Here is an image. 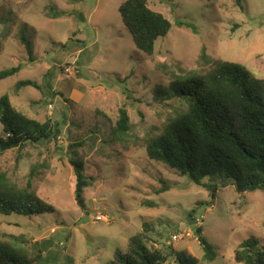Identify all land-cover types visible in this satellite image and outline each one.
<instances>
[{
	"label": "rangeland",
	"instance_id": "374dc122",
	"mask_svg": "<svg viewBox=\"0 0 264 264\" xmlns=\"http://www.w3.org/2000/svg\"><path fill=\"white\" fill-rule=\"evenodd\" d=\"M76 1L84 5L83 14L91 11L81 22L48 17L49 8L66 12L74 0H0V72L24 66L0 80V97L9 94L28 117L51 120L62 131L57 140L0 155V171L20 186L36 166L34 189L55 209L32 218L0 215V238H52L72 264H106L147 225L149 246L209 264L200 229L217 253L210 264H238L234 253L245 239L256 236L264 243V193L238 194L228 185L212 200L205 189L151 160L143 141L186 111L187 99L158 91L170 93L173 82L202 71L203 51L211 60L242 64L264 79V0H151L150 8L172 24L151 56L136 48L123 23L119 8L126 0ZM26 80L45 89L17 92L15 85ZM123 107L134 133L127 143H115L111 128ZM72 145L93 178L84 194L85 211L75 200L67 154ZM165 264L176 262L170 258Z\"/></svg>",
	"mask_w": 264,
	"mask_h": 264
},
{
	"label": "trees",
	"instance_id": "16d2710c",
	"mask_svg": "<svg viewBox=\"0 0 264 264\" xmlns=\"http://www.w3.org/2000/svg\"><path fill=\"white\" fill-rule=\"evenodd\" d=\"M150 1L126 0L119 8L136 48L149 56L153 55L156 42L167 37L172 27L164 15L150 8ZM84 8L81 2L74 0L73 8L66 12L49 8L48 17L73 16L81 22L91 13L86 8L83 14ZM22 42L32 53L31 44L24 39ZM201 61L204 63L202 71L193 73L186 80L173 82L170 93L158 91L170 99H187L188 108L159 133L153 131L146 135L143 141L146 153L151 160L168 166L193 185L205 189L212 200L228 185L238 194L264 193V79L256 77L242 64L211 60L205 51ZM23 68L18 65L3 70L0 80L17 75ZM27 87L41 92L44 88L35 81L26 80L18 82L15 90L19 92ZM0 124V155L9 150H23L27 145L46 144L62 134L51 120L40 122L18 110L9 94L0 97ZM134 128L127 110L121 108L118 120L111 128L112 141L127 143ZM71 150L67 154L75 172V200L85 211L84 194L93 178L87 176L74 145ZM37 172L38 168L34 166L26 185L20 186L7 172L0 171V215L32 218L54 213V207L41 199L34 189ZM194 212L189 213L190 219ZM143 228L142 233L128 240L125 250H117L106 264H165L170 258L176 264H198L197 259L183 253L171 251L165 254L149 246L151 230L147 225ZM196 232L203 246V260L209 264L214 262L217 258L215 247L200 236V229ZM234 261L264 264V243L256 236L245 239L236 249ZM72 263L73 259L52 238L33 241L25 234H4L0 238V264Z\"/></svg>",
	"mask_w": 264,
	"mask_h": 264
},
{
	"label": "built area",
	"instance_id": "2783aa9c",
	"mask_svg": "<svg viewBox=\"0 0 264 264\" xmlns=\"http://www.w3.org/2000/svg\"><path fill=\"white\" fill-rule=\"evenodd\" d=\"M179 236H174V239L178 238Z\"/></svg>",
	"mask_w": 264,
	"mask_h": 264
}]
</instances>
